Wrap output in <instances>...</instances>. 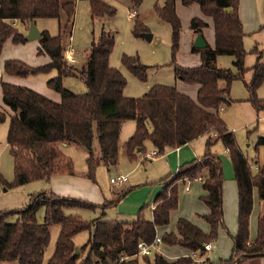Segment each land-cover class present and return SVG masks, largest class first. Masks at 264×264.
<instances>
[{"label":"trees","instance_id":"16d2710c","mask_svg":"<svg viewBox=\"0 0 264 264\" xmlns=\"http://www.w3.org/2000/svg\"><path fill=\"white\" fill-rule=\"evenodd\" d=\"M132 8H138L143 0H128ZM177 0H165L155 4L154 12L161 22L171 28V62L176 81L196 87V97L179 91L176 87L155 84L140 97L130 98L123 94L126 86L124 75L109 65L114 38L104 30L92 39L86 62L76 69L66 58L64 35L73 23L76 0H0V54L5 42L25 43L17 23L30 24L38 19H56L58 34L51 36L41 31L37 54L49 58L47 64L30 66L17 59L5 60L2 73L5 76L27 78L56 71L47 80L48 91L59 94L54 101L28 87L0 81L1 99L12 111L6 142L12 156L14 180L6 187L20 186L29 182H50L56 176L74 175L71 159L63 155L58 144L75 145L89 151L86 159L85 178L95 182L96 158L91 151L94 137L97 139L100 158L107 166L118 164L119 153L133 160L145 153V142H150L157 155L166 150L179 148L203 135L212 134L203 154L162 178L160 190L153 199L151 219L137 214L132 221H86L76 214H66V209L94 210L96 205L84 200L64 197L52 191H42L29 196L26 206L18 210L0 211V264H43V253L50 241V227L58 226L55 249L45 264H191L190 258L182 257L173 262L162 255L135 258L139 242L151 243L158 228L170 222L171 212L179 204V185L201 178L203 194L199 197L208 209L202 215L209 229L203 232L184 218L175 224V232L164 233L161 243L178 245L202 255L204 245L217 240L222 227L223 169L217 154L211 148L219 140L227 152L237 190L236 234L232 237L231 256L227 262L243 264L244 261L264 256V165L252 174L250 165L236 143L234 134L220 117V108L229 103V87L233 79L243 77L245 36L239 17V0H180L185 7L197 5L203 17L212 22L213 45L204 48L191 46L190 52L199 55V63L182 66L176 62L179 49L181 23L176 13ZM226 9H230L229 12ZM90 16L108 18L115 15V8L102 0H89ZM207 23L201 17L190 20L193 34L203 35ZM149 33L147 26L136 19L132 34L141 37ZM219 55L234 58L237 71L217 66ZM121 63L139 81L146 80L147 68L138 56L123 55ZM252 79L246 88L256 113L264 112V100L256 92L264 82V65L255 62ZM77 76L86 87L84 94H75L63 87V79ZM223 80L222 88L218 82ZM6 112L0 108V122ZM134 121V131L120 144L123 123ZM264 149V137H259L255 150ZM205 172V174H204ZM254 192L261 209L257 217V230L250 241L249 218L253 209ZM104 205V204H103ZM103 207V206H101ZM44 210L43 221L37 220L39 209ZM13 220H10L12 219ZM89 231L84 245L78 247L80 255H74L73 238ZM84 253V255H82Z\"/></svg>","mask_w":264,"mask_h":264},{"label":"rangeland","instance_id":"374dc122","mask_svg":"<svg viewBox=\"0 0 264 264\" xmlns=\"http://www.w3.org/2000/svg\"><path fill=\"white\" fill-rule=\"evenodd\" d=\"M102 1L115 8L116 12L113 17L92 19L89 14V0H76L74 20L70 28L66 30L63 40L66 49H69L68 51L70 52L72 51L71 55L74 62L71 64L76 69L81 68L86 62L87 50L91 40L97 39L101 30H104L114 38V47L109 57V65L118 69L126 79V86L123 90L124 96L130 98L140 97L155 84L173 86L181 92L190 95L195 86L185 85L176 81L173 75V69L169 64L171 62V28L169 24L161 22L154 12L155 4L162 5L165 0H143L138 8H132L128 0ZM240 7L245 34L243 48L246 52L243 63L244 69L247 70L244 71L243 77L232 80L229 87V103L222 106L224 110L219 113L229 130L233 132L236 143L250 165L252 174H255L258 167L264 165V149L261 147L258 151L255 150L257 139L264 137V112L256 113L250 102L247 101L249 94L246 84H249L252 79V67L257 61V57H259V62L264 65V0H239ZM134 9L139 11V18L138 16L134 18L128 16L129 12ZM176 13L181 23L176 62L182 66H193L195 64L192 63L196 59V54L190 53L188 35L190 34V20L196 15H194L192 8L183 6L180 0L176 1ZM136 19H139L147 26L148 32L152 34L151 41H147L143 37L133 36L132 26ZM34 24L39 31H47L51 36H55L59 32L56 19H38ZM29 25L17 23L16 27L25 37L28 33ZM210 33H212V30H210ZM211 38L212 43L209 44L210 46L213 44V37L211 36ZM38 45L37 39L27 40L23 44H14L8 39L0 54V70L2 69L3 62L11 59L23 61L30 66L47 64L49 58L45 55L37 54ZM123 55L138 56L141 64L148 67L145 81H139L131 72L124 68L121 63ZM216 60L219 68L230 70L233 75L237 74L233 65L234 58L232 56L219 55ZM55 76L56 71L52 69L47 73L29 77H31L30 79H36V81L37 79L45 81ZM218 84L222 88L225 86L223 80H220ZM63 87L75 94H84L87 92L86 87L77 76L64 78ZM183 87L187 88L184 89ZM52 94L56 96L58 93L52 92ZM256 95L258 98L264 100V82L257 90ZM0 108L6 112L5 120L0 122V177L7 184H12L14 180L12 156L10 154V147L6 142L12 111L3 104L1 95ZM133 130L134 121L128 120L123 123L120 133L121 145L131 136ZM214 138V136L209 137L208 135H203L199 140L197 139L200 144H197L198 142L194 140L190 147L195 150V157L202 155L203 145L208 140L213 141ZM144 146L145 153L137 155L133 160H130L121 149L118 164L113 167H107L100 158L98 142L94 137L90 152L96 158V169L95 182H91L85 178L86 159L89 151L75 145L64 146V144H58L59 151L71 159L75 171L74 175H63L60 178L65 179L60 181L62 185L58 189L63 192V195L60 196L80 199L96 205L94 210L74 208L66 209L65 213L79 215L86 221L94 219L132 221L137 214L150 220V206L154 199L153 195L159 189V181L167 175L173 174L178 167L191 161L193 157L181 159L180 164L177 165L172 157L166 158L164 154L146 157L154 148L150 142H145ZM211 150L217 154L222 162L224 178L222 206L224 213L223 221L226 227V229L220 228L217 240L212 242L211 245H214V253L219 248L216 254L224 256L223 254L226 252L230 253L231 240L233 235L236 234L237 190L231 162L222 143L217 140ZM167 151L170 150H166L165 152ZM117 175H123L128 180L120 188L113 185V180ZM56 177L53 178L56 179ZM194 181H191V183L187 181L184 185H179V199L186 198L184 194L195 192L199 182H196L197 180ZM186 185L190 188L188 192L184 190ZM49 188L50 182H46L45 180L33 181L20 186L12 185L11 187H6L0 183V211L21 209L26 206L31 194L49 191ZM125 190L126 193L122 195ZM114 194L116 197L121 196V201L119 205L110 207V204H107V201H104V199L109 200L114 198ZM197 198L198 195L196 196V203H198ZM189 204L190 201L186 203L185 210L189 209ZM36 217L39 222L43 221L44 210L42 208L38 210ZM175 217V213L170 216L169 229H175ZM10 220H13V218ZM58 232V226L50 227V241L44 249L43 264L47 262L55 249ZM88 237L89 231H83L73 238L74 244L77 248L81 247L86 243ZM160 249H162V245H159L156 252L154 251L150 255V261H153L156 253L160 255L159 252H162ZM79 255L80 253L78 252ZM213 255H210V260H215ZM186 258L191 259V264H197L190 256Z\"/></svg>","mask_w":264,"mask_h":264},{"label":"crops","instance_id":"0c3cea01","mask_svg":"<svg viewBox=\"0 0 264 264\" xmlns=\"http://www.w3.org/2000/svg\"><path fill=\"white\" fill-rule=\"evenodd\" d=\"M188 7L192 8L194 10V15H196L195 17H201L207 23L208 26H207V28H205L203 30V35L202 36H203L205 42L207 41L206 42L207 44H211L212 43L211 42V39H212L211 36L213 37V29H212L211 20H209V18H207V19H204L205 17L203 18L202 14L200 12V9H199V7L197 5H191V6H188ZM89 14H90V10H89ZM139 14H140L139 11H137L138 18H139ZM239 17H240V20L242 22L243 19L241 17V7L239 8ZM192 18H194V17H192ZM242 26H243V23H242ZM210 30H212V33L209 34ZM189 33L190 34L188 35V45H189V48L191 49V46L193 45V40H194L195 34H193L191 30H190ZM192 54H194V53H192ZM195 57L198 60L196 62V59H194L192 64L197 65L199 63V55L196 54ZM1 76H2V78H0V81L4 80L6 82H9V83H12V84H15V85L28 87V88H30V89L38 92V93H41V94L47 96L48 98H50V99H52L54 101H58L60 99L58 94L55 96L54 94H52V92L50 93V92L45 91V90H47L46 89V85H45L47 80L41 81L40 79H37V81H36V79H30L31 77H27V78L6 77L5 75H3V73H2ZM183 88L186 89L187 87H183ZM183 93H185V92H183ZM185 94H187V93H185ZM0 95H1V88H0ZM189 96L191 98L195 99V97H196V87H194V90L191 92V94ZM222 110H224V109L221 108L220 111H222ZM225 125H226V123H225ZM208 136L210 137V136H213V135L212 134H208ZM197 139L199 140L200 137L197 138ZM197 139H195V142H198L197 144H200L199 141H197ZM193 141L194 140H192L191 142H189V143H187V144H185V145H183V146H181L179 148L169 149L170 151H167V152L164 153V157H166V158L172 157L174 159V161H176L177 165L180 164V160L181 159H189L190 157L199 158L201 155L195 157L196 156V152H195V150H193L190 147L191 143ZM65 145H67V144H64V146ZM204 149H205V144L203 145V152H204ZM221 164H222V162H221ZM204 174H205V172H204ZM61 177L62 176L56 177V179L52 178L50 180L49 191H52L53 193H55L57 195H63V192H61L58 189L62 185V183L60 181L61 180H65V179H60ZM196 180H197L196 182H199V183L197 184L198 187L195 189V192L194 193L189 192L188 194H184L186 196V198H182V200L179 199V204H178L177 210L171 212L170 216H172V214L175 213V215H176L175 221H177L179 218H184V219L188 220L189 222H191L192 224H194L195 226H197L203 232H207L209 227H208L207 223L203 220L202 215L206 214L208 212V209H207V207L205 206V204L202 201H199L200 200L199 196L202 195L204 192L202 190L201 180H198V179H196ZM127 181L128 180H126L125 183H127ZM125 183H123L122 185H124ZM194 184H196V183H194ZM122 185H120L118 187L120 188ZM159 189H160V186H159ZM158 190L153 195V198L158 193ZM184 190H185V188H184ZM188 191H190V188H189ZM188 191H186V192H188ZM125 193H126V190L122 193V195L125 194ZM197 195H198V198H197L198 203H196V196ZM222 197H223V186H222ZM104 201H107V204H110V207H114V206H117V205L120 204L121 196L120 197H116V195H115L114 198H111L109 200L104 199ZM188 201H190V204H189L190 207H189L188 210H185V205H186V203ZM152 204H153V202H152ZM150 208H151V206H150ZM222 208H223V206H222ZM260 209H261V203L258 201L256 193L254 192L253 209H252V212H251L250 218H249V234H250V238H252V239H254L255 236H256L257 217H258ZM223 218H224V213H222V224L223 225L220 228H225L226 229V227L224 225V221H223L224 219ZM168 226H169V224L167 226H165V227L158 228L156 233L161 237L164 233H173V232H175L174 228L169 229ZM233 226H234V224H233ZM235 227H236V225H235ZM252 239H250V241H252ZM160 245H162V249H160V251H162V252H159V253L168 262H173V261L177 260L178 258L189 257V256L191 258H193L194 262H196L197 264H236V262L238 261L236 258H234L233 262H230V263L227 262V260L231 256L232 240H231V251H230V253L226 252L225 254H223L224 256H220L219 254H216V253H218L219 248H217L215 250V253L204 250V253L202 255H200L197 252L193 253L190 250H188L187 248H183V247L178 246V245H165L163 243H161ZM212 246L214 247V245H212ZM211 254H214L213 257L215 258V260H210V258H211L210 255ZM243 264H264V256L248 259V260L244 261Z\"/></svg>","mask_w":264,"mask_h":264},{"label":"built area","instance_id":"2783aa9c","mask_svg":"<svg viewBox=\"0 0 264 264\" xmlns=\"http://www.w3.org/2000/svg\"><path fill=\"white\" fill-rule=\"evenodd\" d=\"M129 17L134 18L135 16H137V11L134 9L131 12H129L128 14ZM69 49H66L65 51V58L70 62L73 63L74 59L71 55L67 54ZM1 70H0V76H1ZM221 109V108H220ZM157 156L156 154V150H153L152 152H150L146 157H154ZM145 157V158H146ZM127 180V178L123 175H117V177L113 180V185L118 187L120 185H122L123 183H125ZM198 180H201V178H199ZM185 190L188 191L189 188L186 185L185 186ZM153 209V204L151 205V210ZM161 244V237L156 233L155 237L153 239V241H151V243H145V242H139L137 245V253L135 254V258H141L143 256H150L154 251L156 252L157 247ZM204 250L205 251H209V252H213L214 247L211 245V243H207L204 245ZM115 264H120V261L116 262Z\"/></svg>","mask_w":264,"mask_h":264},{"label":"water","instance_id":"95a60500","mask_svg":"<svg viewBox=\"0 0 264 264\" xmlns=\"http://www.w3.org/2000/svg\"><path fill=\"white\" fill-rule=\"evenodd\" d=\"M227 12L230 11V9H226ZM41 36V31L38 30L36 25L34 23H30L28 33L25 35V40H35L39 39ZM141 37L146 39L147 41H151L152 35L150 33H142ZM207 45L205 42L203 36L201 34H196L193 40V46L195 48H204ZM78 254V248L75 247V253L74 255Z\"/></svg>","mask_w":264,"mask_h":264},{"label":"bare ground","instance_id":"6f19581e","mask_svg":"<svg viewBox=\"0 0 264 264\" xmlns=\"http://www.w3.org/2000/svg\"><path fill=\"white\" fill-rule=\"evenodd\" d=\"M67 54L70 55V52L68 51Z\"/></svg>","mask_w":264,"mask_h":264}]
</instances>
